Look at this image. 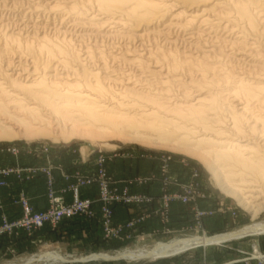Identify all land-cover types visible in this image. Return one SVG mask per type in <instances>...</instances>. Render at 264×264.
<instances>
[{
    "label": "bare ground",
    "instance_id": "obj_1",
    "mask_svg": "<svg viewBox=\"0 0 264 264\" xmlns=\"http://www.w3.org/2000/svg\"><path fill=\"white\" fill-rule=\"evenodd\" d=\"M66 1L0 2V11L9 5L10 11L26 9L28 18L46 15V24L60 20L61 27L71 17L87 12L93 16L86 23L73 19L70 29L53 28L57 41L70 43L77 38L86 42L85 52L75 55L72 63L61 58L53 62L60 51L50 44L47 25L30 28L28 22L13 34L8 24H1L0 141L20 136L14 126L29 129L24 137L50 138L44 129H56L66 120L72 137L78 135L74 129L80 121L101 126L96 135L104 127L135 125L149 127L164 138L173 135L167 127L189 136L200 133L195 149L212 159L209 169L218 186L255 218L264 209V0ZM176 7L181 10L176 12ZM140 26L145 29L136 34ZM27 29L35 32L24 44L34 45L47 62L41 65L29 58L31 63L25 68L22 57L10 53L16 51L15 46L21 47ZM183 33L189 38L182 41L186 47L181 51L177 46ZM78 72L81 80L75 85L64 81ZM70 117L79 119L69 121ZM157 117L162 124L148 122ZM260 138L261 145L252 144ZM51 139L68 143L72 138ZM237 232L263 233L264 223ZM228 237H192L161 244L149 253L129 250L99 258H151ZM41 260L61 257L48 253Z\"/></svg>",
    "mask_w": 264,
    "mask_h": 264
},
{
    "label": "rangeland",
    "instance_id": "obj_2",
    "mask_svg": "<svg viewBox=\"0 0 264 264\" xmlns=\"http://www.w3.org/2000/svg\"><path fill=\"white\" fill-rule=\"evenodd\" d=\"M50 2L51 0H48L47 3ZM57 2L66 3L67 1L57 0ZM9 6L0 11V26L1 24H8L11 28L9 33L17 34L18 31L28 25V22H31L29 23L30 28H32L31 25H36V27H44L47 25L48 30L45 34L48 36L47 38L49 41L52 42L50 44H53L57 50L60 51V53H56L57 55H55L56 58L53 62L57 61L58 58H61L65 63H72L75 55L78 54L82 56L83 52H85L86 42L77 38L71 39L70 43L56 40L53 28L61 27L60 20H50L49 23L46 24L48 22L46 20L48 16L46 15H42L43 18L41 17L39 19H37L38 16H35L32 20L27 17L29 15H24L27 13L26 9L24 11H20L19 13L17 10L10 11L11 8H9ZM177 10L179 11L181 8L176 7V12H178ZM92 17L91 12H87L84 16L81 15L80 17H71L63 23L61 28L70 29V24L73 19H79L82 23H86V21L90 20ZM97 19H101V17H97ZM164 23L165 22L161 25L163 26ZM144 29L145 26H140L134 30L136 34H142L143 32L141 31ZM259 29L260 28H258V30ZM34 32L35 31L32 29H27V31L25 30V32H23L24 37L21 47H17L18 49H16L15 46L16 51L14 53H10L11 56H21V63H23L22 65L25 66V68L31 63L29 62V58L36 60L41 65L47 62L46 55L38 53L35 50L36 47L34 45L24 44L34 36ZM255 35L258 36L257 33H254V36ZM187 38H189V36L186 33L179 35L178 39L182 44L178 42L177 47L181 51H184L186 47L185 42L183 43L182 41H185ZM253 38L255 37H251L250 39ZM89 43L90 46L95 44L92 42ZM159 43L162 44V41ZM102 45L109 46L110 43H104ZM133 47L137 49L138 44H134ZM166 48L168 49L169 47ZM93 50L96 52L97 47H94ZM187 54L190 55L191 52ZM195 55L197 54H193V56ZM15 62L17 63L18 60ZM79 74L82 73L78 72V76H72L70 80L64 81L75 85L77 83L76 80H81ZM192 78L195 80L194 76ZM7 116L8 115L2 116V118L6 119ZM76 119L79 118H68L69 121H74ZM153 121H159L158 123H161L160 121L162 120L158 117L154 120H148V122ZM244 123L245 121L242 123L243 128L245 129ZM78 124L79 126L74 129L78 135L74 137H72V132L69 131L71 128L70 123L67 122V120L66 123L64 122L62 125L60 124L57 126V130L44 129L50 138L24 137L23 135L29 129L14 126L15 130L21 133L20 136L11 141H0V149L16 150V155H5L1 161L2 163L0 164V169L3 166L9 165L10 168H14L16 170L27 169L34 171L40 167H45L46 165L49 167L52 166L54 171H56L55 175L58 178L56 190L60 194L63 193L65 199L70 202L72 200V196L70 193L66 192V190L68 191V188L77 182L76 177L79 174L82 176H90L91 172L86 168L87 165L89 166L91 161H94L91 159L99 154L105 156L107 155L108 157L115 159L112 162L115 167L111 170L109 166L108 169L110 177L115 183L118 181L125 182L124 186L130 187V192L132 194L151 195L155 198H159L161 188L169 189L170 193L173 191L175 194H186L187 196H190L193 199V202L194 199H196L199 206L198 209L201 212H208L209 216L205 217L203 222L199 220V217H196V213H194L195 211L191 214L193 218L191 221L188 219V221L186 220V222H183V220H179L177 217L174 220L176 229L174 234H171L170 236H163L160 234L161 236L149 238L144 241L134 240V242H130L129 245H127V243H117L107 240L105 236L106 233L103 231L99 223L95 225L93 222H90L88 218L79 217L68 219L63 221L60 226L56 228L46 227L33 233L18 231L14 235H0V264H23L25 262H27L26 264H173L174 261H180V264H209V260L207 259H209L210 256L203 257V251L213 252L217 249H222L223 247L233 250L234 248L236 249L237 247H241V259H244L248 256L247 254L252 253V247L256 245L255 243H262V249L258 246L257 247L260 252H262L261 250H264V232H250L246 233L247 235L237 232L247 229L252 225L263 224L264 209L254 218L249 211L238 204L235 197L233 198L224 194L209 169V167H212L213 165L212 159H210V157L203 156L200 149H195L197 145L194 140H197V137H200V133L194 134L193 132L189 136L186 135V132L183 130L174 132L172 127H167L173 135L171 138H164V136L161 137V135H159L160 132L157 133L149 127H140L135 125L124 129L120 127H104L105 129L96 135L95 132L98 133L99 128H102L101 126L97 125L94 127L91 126L92 124L85 123L84 121H80ZM54 133H56V135H54ZM57 136H60L61 138L70 137L72 139H70L71 141L68 143L64 141L55 142L51 139ZM177 136L184 137L187 141L184 140V143L182 142L183 144L176 142L175 139L178 138ZM261 140L262 138H260L259 141H252V144L261 145L259 144ZM92 154H94L93 157ZM166 158L169 162L168 160L165 162L164 159ZM9 162L11 164H9ZM121 165L123 168H121ZM64 169L69 174L70 180L66 181L64 180V177H62V171ZM76 173H78V175ZM28 175H25L22 181H20V179H15V177L11 180L14 185V191L11 195L15 197L16 202L21 200L23 197L30 200V192H34V187L31 188L30 186L32 184V186H34L37 181L44 186L46 194L45 197L48 202V191L46 186L47 181L45 178L46 174L33 172ZM169 186L171 188H169ZM82 190L88 189L84 188ZM81 197L87 198L82 195ZM157 203L160 205L161 200L157 201ZM195 205V202L191 207L174 203L172 205V213L174 212L176 213V216L186 219L185 216H187V218L189 216L188 211L193 210ZM16 207V216L19 217L21 213L18 216V210L21 212V208L18 205ZM129 209L132 211L131 218L129 220L136 221L137 218L145 212L146 208L138 210L137 208L131 207ZM116 211L117 210H114V215L117 221L116 224H118L119 219ZM210 213H213V215H210ZM183 223L185 224L183 225ZM1 226L2 224L0 227ZM156 227L160 226L158 223H154L153 219H150L147 223L142 225L137 224L133 230L128 229L127 231H130L127 233L132 234L133 231H148L147 229L155 230ZM203 232H205V237L202 235ZM227 235H229V237L223 240L224 242L220 241L217 243L211 242L207 244L182 246V248H178V250L174 253L162 254L157 257L139 259L121 257L114 258L116 254L129 250H141L149 253L147 251L161 245L159 244L153 247L155 242L169 244V242L182 241L178 239L187 238L184 236L212 239L218 236L221 237ZM248 249H250V251ZM246 251H249V253L244 255V252ZM48 253L53 256H60L61 260L49 262L41 260ZM191 254L193 255L190 257ZM229 254H231V252ZM105 255L114 257L108 259L99 258L100 256Z\"/></svg>",
    "mask_w": 264,
    "mask_h": 264
},
{
    "label": "built area",
    "instance_id": "obj_3",
    "mask_svg": "<svg viewBox=\"0 0 264 264\" xmlns=\"http://www.w3.org/2000/svg\"><path fill=\"white\" fill-rule=\"evenodd\" d=\"M0 154L16 155V150L0 149ZM93 156L94 154H92V157ZM91 160H89L91 161L89 163V171L91 172V175L82 176L76 173L78 175L76 177L77 182H75L74 185H71L68 188V191L66 190V192L70 193L72 196V200L70 202L65 199L63 193L60 194L57 192L56 183L58 178L55 175L56 171H54L52 166L49 167L46 165L45 167H40L34 171L27 169L16 170L14 168H10L9 165L3 166L0 169V217L2 224L0 227V235H14L18 231L33 233L46 227L56 228L60 226V224L65 220L82 217L88 218L90 222H93L95 225L99 223L103 231L106 233L105 236L107 240L117 243H127V245H129L130 242H134V240L144 241L148 240L149 238L161 236L160 234L163 236H170L171 234H174L176 232L175 221L172 215V205L174 203L191 207L195 202L196 205L194 206V209L188 211L189 216L188 218L186 216L187 221L188 219L190 221L193 219L191 214L194 211V213H196V217H199V220L202 222L205 217L209 216L208 212H201L198 209L199 206L196 199H194L193 202V199L190 196H187L186 194H175L173 191L170 193L169 189L161 188L159 192V198H155L151 195L132 194L130 192V187L124 186L125 182L118 181L115 183L110 177V173L108 171L109 164L115 159L108 157L107 155L105 156L99 154ZM164 160L166 162L168 159L166 158ZM33 172L46 174L45 178L47 181L46 186L48 191V206L44 210H35L32 207L30 200L27 198L23 197L21 200L16 202L15 197L11 196L13 204L15 206L18 205L21 208V215L17 218H10V216L6 215L4 211L5 207L2 201L1 191L3 189L10 190L14 186L13 182L11 181L12 178L15 177V179H20V181H22L25 175L32 174ZM62 177H64V180L66 181L70 180V176L65 171V169L62 171ZM94 187L97 188L96 198L92 199L81 197L82 189L85 188L90 190ZM169 188L171 187L169 186ZM159 200H161L160 205L157 203ZM117 206L125 208L134 207L138 210L146 209L136 221L128 220L125 222H118V224H120L118 225L116 224L117 221L114 215V210ZM210 215H213V213H210ZM150 219H153L154 223H158L160 227H156L155 230L147 229L148 231H133L132 234L127 233L130 230H133L137 224L142 225L147 223ZM128 229L130 230L127 231ZM202 235L205 237V232H203ZM184 237L191 238L192 236ZM159 244H162V242H155L153 247ZM251 252L252 253L247 254L248 256L246 258L237 260L235 262H242L243 264H264V253L260 252L256 245L252 247Z\"/></svg>",
    "mask_w": 264,
    "mask_h": 264
},
{
    "label": "crops",
    "instance_id": "obj_4",
    "mask_svg": "<svg viewBox=\"0 0 264 264\" xmlns=\"http://www.w3.org/2000/svg\"><path fill=\"white\" fill-rule=\"evenodd\" d=\"M5 155H1L0 154V164L2 163L1 161L3 160ZM9 164H11L9 162ZM122 164V163H121ZM110 169L112 170V168L115 167L114 163H110L109 164ZM121 168L122 165H121ZM89 169V166L87 165V168ZM123 175V174H122ZM42 180V179H41ZM33 185V184H32ZM30 186L31 188L34 187V192L31 191L30 194V201H31V205L34 207L35 210H44L47 208L48 206V202L46 201V194H45V188L43 185H41L38 181L36 182V184L34 186ZM40 186V187H38ZM14 191V187H12L10 190L8 189H3L1 191L2 194V201L5 207V213L6 215L10 216V218H16V211H17V207L13 204L12 200H11V193ZM152 192V191H151ZM97 195V188H93L90 190H82V196L83 197H87V198H95ZM117 216H118V221L119 222H125L127 220H129L131 218V214L132 211H130L129 208H123V207H116L115 208ZM20 210H18V216L20 214ZM174 220L178 217L179 220H183V222H186L187 219H182L180 218V216H176V213H172ZM186 217V216H185ZM91 224V223H90ZM185 223H183L184 225ZM0 225H1V217H0ZM94 229V228H93ZM256 246H258L260 249H262V243H255ZM241 247H237L236 249L234 248L233 250L227 249L226 247H223L222 249H217L213 252H208V251H203L204 253H202L203 257H209V264H243L242 262H235L239 259H241L242 254L240 252ZM250 251V249H248ZM249 251L244 252V255L246 253H249ZM262 252H264V250H261ZM231 252V254L229 253ZM193 254L190 255V257ZM187 257V258H190ZM180 261H174L173 264H180Z\"/></svg>",
    "mask_w": 264,
    "mask_h": 264
}]
</instances>
